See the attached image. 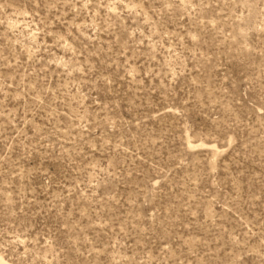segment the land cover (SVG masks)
Returning a JSON list of instances; mask_svg holds the SVG:
<instances>
[{"label": "rangeland", "instance_id": "rangeland-1", "mask_svg": "<svg viewBox=\"0 0 264 264\" xmlns=\"http://www.w3.org/2000/svg\"><path fill=\"white\" fill-rule=\"evenodd\" d=\"M10 264H264V0H0Z\"/></svg>", "mask_w": 264, "mask_h": 264}, {"label": "bare ground", "instance_id": "bare-ground-1", "mask_svg": "<svg viewBox=\"0 0 264 264\" xmlns=\"http://www.w3.org/2000/svg\"><path fill=\"white\" fill-rule=\"evenodd\" d=\"M0 264H10V263L0 254Z\"/></svg>", "mask_w": 264, "mask_h": 264}]
</instances>
